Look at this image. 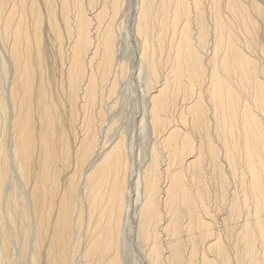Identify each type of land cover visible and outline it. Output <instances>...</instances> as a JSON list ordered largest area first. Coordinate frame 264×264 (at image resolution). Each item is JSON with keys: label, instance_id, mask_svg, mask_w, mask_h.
Segmentation results:
<instances>
[{"label": "bare ground", "instance_id": "obj_1", "mask_svg": "<svg viewBox=\"0 0 264 264\" xmlns=\"http://www.w3.org/2000/svg\"><path fill=\"white\" fill-rule=\"evenodd\" d=\"M135 1L136 172L100 125L126 1L0 0V264H124L130 214L144 264H264V0Z\"/></svg>", "mask_w": 264, "mask_h": 264}, {"label": "rangeland", "instance_id": "obj_2", "mask_svg": "<svg viewBox=\"0 0 264 264\" xmlns=\"http://www.w3.org/2000/svg\"><path fill=\"white\" fill-rule=\"evenodd\" d=\"M125 1H126V5L124 7L125 9H123L122 12L123 22L119 27L120 29H118L119 32L118 40H117L118 44L116 43V48L118 50L116 49V53H118L120 60L123 61V63L125 64L126 72H124V74L121 75L120 80L118 81L119 83H117L116 85L114 95L112 96V101L106 103L108 105H106L104 108V110L106 109L104 114L105 117L102 119L100 125L101 128L103 126V128H105L106 130L108 128L107 133L109 134H107L106 137H110L111 135H112L111 137L113 136L115 137L118 134L121 135L123 134L122 135L123 140L125 141V144L128 147L127 150L129 152V155L131 156V161H132L131 169L134 172H136L140 168V166L143 165L142 163L145 159L144 157L146 156V155L144 156V154L147 152V149L150 147L153 139L148 128L145 126L142 127L143 124L140 121L141 118L140 116H142L141 114H143L144 112L143 104L147 94L144 91L145 82L143 75L140 73L141 74V75L139 74L140 78L138 76V70H137L138 65L137 62H135L137 47L135 44L134 37L130 32L131 30L130 25L133 19V16L131 15L133 14V9L136 6V1L135 0H125ZM123 13L125 14L123 15ZM107 113L110 114L106 115ZM103 122H105L106 125ZM9 171H10V176L8 182L4 184L5 186H3L5 188L3 195L7 196V193H11V191L13 190H15L14 192L16 193V195L18 194V196L23 194L26 195L27 193L26 186L21 181L19 175H17V173L15 172L13 166H12V170L9 169ZM130 195L132 196L133 194L129 193V196ZM131 196L128 198L130 202H131L130 199ZM128 218L130 220L129 219H127L126 221L124 220L125 224L123 222L122 224L124 225H121L123 230L121 228L120 233L121 236L123 235L122 238H124L121 241L122 258L124 264H141L142 255L139 248V243L138 245L136 244V242L138 241L136 237V232H134V229L131 228L133 222L131 214L130 216H128ZM11 244L9 248V259L13 262V264H27L25 258L21 254L20 243L13 238L11 240Z\"/></svg>", "mask_w": 264, "mask_h": 264}]
</instances>
